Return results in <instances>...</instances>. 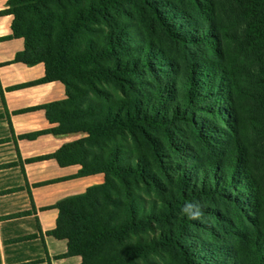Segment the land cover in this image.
Returning a JSON list of instances; mask_svg holds the SVG:
<instances>
[{
  "label": "trees",
  "instance_id": "trees-1",
  "mask_svg": "<svg viewBox=\"0 0 264 264\" xmlns=\"http://www.w3.org/2000/svg\"><path fill=\"white\" fill-rule=\"evenodd\" d=\"M131 1L134 0H8L0 13L12 17L11 38L24 42L14 62L43 64L45 68L44 77L33 84L58 81L65 88L64 100L32 108L43 110L49 123L55 125L47 132L60 137L81 135L41 159H54L61 167L78 165L79 176H104L103 184L55 205L58 219L52 235L66 240L68 254L79 256L81 264H165V213L159 211L161 203L144 199L134 189L142 190V185L152 182L150 174L138 160L131 158L121 163L119 157L122 152L129 154L130 143L137 141L138 132L148 135V128L162 130L174 120H185L198 141L219 149L222 157L206 169L199 167L202 175L195 176L192 189L185 178L190 173H182L178 179L181 194L187 192L192 198L224 196L225 190L239 187L237 191L246 192L244 207L252 217L246 216L248 231L230 233L237 241L231 260L224 258V252L213 259L196 249L192 251L195 255L187 250L186 256L177 248L181 247L180 235L174 239L168 235L167 240L174 242L181 264H189L186 258L192 256L219 264H264V196L249 171L254 164L264 168V0H235L242 8L244 34L231 39L220 37V31L219 36L212 34L208 18L195 38H180L151 8L167 38L187 42L188 46L204 43L206 52L200 59L202 68H189L183 83L177 85L167 79L160 84L158 103L149 112L135 81L145 74L148 55L144 50L136 54L129 25L119 21V16L130 18L123 6ZM191 4L199 13L210 9V4L207 7L197 0H191ZM231 44L237 49L229 61ZM149 47L152 48L146 44L145 48ZM240 58L248 65L241 61L239 64ZM236 66L247 68L248 79L236 74ZM199 73L212 75L209 93L196 91ZM180 89L182 100L176 108L170 107V116L165 117L160 109ZM237 95L243 96L254 115L250 125L260 141L256 151L244 145L246 124L235 119L230 108L221 109L230 119L223 121L221 117L220 101L234 103ZM205 101L208 105L198 106ZM196 111L220 119L229 132L221 133V143L214 139L220 132L194 124ZM159 168L165 173L163 167ZM156 224L161 227L157 229ZM153 256L159 259L153 260Z\"/></svg>",
  "mask_w": 264,
  "mask_h": 264
},
{
  "label": "rangeland",
  "instance_id": "rangeland-1",
  "mask_svg": "<svg viewBox=\"0 0 264 264\" xmlns=\"http://www.w3.org/2000/svg\"><path fill=\"white\" fill-rule=\"evenodd\" d=\"M197 1H200L204 6L207 5V7L210 4V9L199 13L192 6L191 0H134L123 6L130 18L119 16V21L129 25V29L134 35L136 54L139 56L138 51L144 50L149 59L145 65V74L135 79L139 86L140 99L144 100L148 112L153 109L152 106L154 107L158 103L160 84L165 83L167 79L173 80L177 85L183 83L189 68L195 66L199 69L202 68L200 59L205 56L206 52L204 43L188 46L187 42H176L167 38L154 20L151 8H155L165 22L170 25V28L178 32L180 38L186 40L193 39L198 35L205 18L212 21L211 33L215 36H219V31L222 34L220 37L229 39L244 34L242 8L235 0ZM146 44L151 45L152 48H145ZM235 49L237 48L231 44L227 53L229 61H232ZM240 61L245 66L248 65V62L244 61L243 58H240L239 64ZM246 69L242 66H236V74L242 79H248L249 74H246ZM199 74L200 79L196 91L200 94L209 93L208 81H211L212 75ZM182 95L183 90L180 89L168 98L165 101L167 106L161 108L160 113L169 117L171 113L169 108H176L182 100ZM116 100L119 99L116 98ZM220 104L219 110L222 112L223 121H228L230 117L221 109L230 108L234 113V118H239L240 122L246 124L244 145L252 151L260 148V141L254 136L250 125L254 115L243 96L237 95V98H234V103L230 104L221 100ZM200 105H208V101L202 102L198 106ZM196 114L193 116L194 124L196 126L201 125L202 129L207 131L213 129L220 132L214 139L216 143H221L224 140L221 133L227 134L229 132L220 119L202 111H196ZM171 123L162 130L146 129L148 135L138 132L137 141L130 143L129 154L122 152L119 160L124 163L128 159H136L146 169L147 174H150L152 182L148 183L147 186L142 185V190L140 188L134 189L144 199L161 203L158 205L159 211L163 215L165 213V264H178L182 261L180 260L181 255L173 244L174 242L167 240L166 236L168 235L172 239L176 235L181 236L179 242L181 247L177 248L182 254H185L187 250L192 254V251L196 249L202 251V254L207 257L217 259L216 255L224 252V258L231 260L234 253L233 248L237 241L230 233L233 231L245 232L250 229L246 216L251 218L252 215L245 210L244 206L247 203L243 200V195L246 192H239L237 191L239 187H235L222 192L224 196L214 194L212 197L192 198L188 196L187 192L182 195L178 182V179L183 177L182 173H190V176H185V178L188 179L190 189H192V185L196 182L195 176L202 175L199 167L206 169L210 164L220 162L222 152L220 153V150L214 146L202 145L187 121L174 120ZM69 136L77 137L70 142L81 137V135ZM159 167H163L165 173L161 172ZM249 171L253 178H256L259 192L264 196L263 166L254 164L253 169ZM155 180L157 183L154 182ZM209 188L206 186L207 190ZM189 201H196L201 205L202 215L200 219L191 220L181 214L180 208ZM160 227V224H156L157 229ZM152 259L158 260L159 258L153 256ZM186 259H188L189 264H198L199 262L200 264H219L218 262L202 261L200 257L194 258V256ZM221 264H224L223 261Z\"/></svg>",
  "mask_w": 264,
  "mask_h": 264
},
{
  "label": "crops",
  "instance_id": "crops-1",
  "mask_svg": "<svg viewBox=\"0 0 264 264\" xmlns=\"http://www.w3.org/2000/svg\"><path fill=\"white\" fill-rule=\"evenodd\" d=\"M7 2L0 0V13ZM11 22L0 14V264H81L68 254L67 241L52 235L55 205L103 184L104 177L79 176L78 165L41 159L77 137L48 133L55 125L32 109L64 100L65 88L58 81L33 84L44 77L43 64L14 62L24 42L11 38ZM31 134L37 135L24 138Z\"/></svg>",
  "mask_w": 264,
  "mask_h": 264
},
{
  "label": "clouds",
  "instance_id": "clouds-1",
  "mask_svg": "<svg viewBox=\"0 0 264 264\" xmlns=\"http://www.w3.org/2000/svg\"><path fill=\"white\" fill-rule=\"evenodd\" d=\"M180 212L191 220L200 219L202 215L201 205L196 201L185 202L180 208Z\"/></svg>",
  "mask_w": 264,
  "mask_h": 264
}]
</instances>
